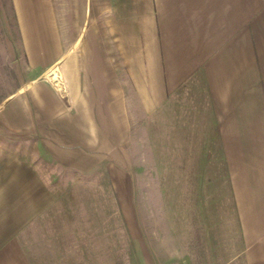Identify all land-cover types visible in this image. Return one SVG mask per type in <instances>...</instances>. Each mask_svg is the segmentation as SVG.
<instances>
[{
  "label": "crops",
  "instance_id": "crops-1",
  "mask_svg": "<svg viewBox=\"0 0 264 264\" xmlns=\"http://www.w3.org/2000/svg\"><path fill=\"white\" fill-rule=\"evenodd\" d=\"M7 4L0 264H160L120 202L146 163L170 180V264H264V0Z\"/></svg>",
  "mask_w": 264,
  "mask_h": 264
},
{
  "label": "rangeland",
  "instance_id": "rangeland-1",
  "mask_svg": "<svg viewBox=\"0 0 264 264\" xmlns=\"http://www.w3.org/2000/svg\"><path fill=\"white\" fill-rule=\"evenodd\" d=\"M13 26L9 19L7 0H0V64L7 56L5 41L8 38L14 46L15 54L14 58H7L11 67V61H18L21 57L18 37ZM0 69V77H3L4 68L0 66ZM55 71L59 72L55 68L47 72L48 79L52 74L55 76ZM5 83L8 81H4ZM138 166L140 168L136 171L134 169L137 164H128L132 175L129 174L127 194L120 197L122 214L127 228L128 248L131 249V236H135L142 239L144 245H148L149 251L155 255L154 258L160 264H170V180L156 178V174L152 173L154 165L150 163L139 164ZM117 216L118 213L113 212L111 217L105 220L108 224H105L103 228L105 233L106 228L111 223L112 238L118 236L119 233L122 235V229L119 232L116 226V223H121L120 217L118 219ZM102 231L101 228L100 232ZM149 251L148 256L153 259ZM133 260L129 259L126 263L133 264Z\"/></svg>",
  "mask_w": 264,
  "mask_h": 264
},
{
  "label": "built area",
  "instance_id": "built-area-1",
  "mask_svg": "<svg viewBox=\"0 0 264 264\" xmlns=\"http://www.w3.org/2000/svg\"><path fill=\"white\" fill-rule=\"evenodd\" d=\"M49 81L51 82L52 86L57 91V93L61 97L65 98L66 94H67V89H66V84H65L63 78L61 77V74L59 72L55 71V76L53 74L50 75Z\"/></svg>",
  "mask_w": 264,
  "mask_h": 264
}]
</instances>
